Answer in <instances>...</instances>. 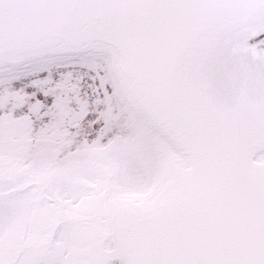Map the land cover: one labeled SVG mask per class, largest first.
I'll use <instances>...</instances> for the list:
<instances>
[{
    "label": "snow or ice",
    "instance_id": "snow-or-ice-1",
    "mask_svg": "<svg viewBox=\"0 0 264 264\" xmlns=\"http://www.w3.org/2000/svg\"><path fill=\"white\" fill-rule=\"evenodd\" d=\"M0 264H264V0H0Z\"/></svg>",
    "mask_w": 264,
    "mask_h": 264
}]
</instances>
